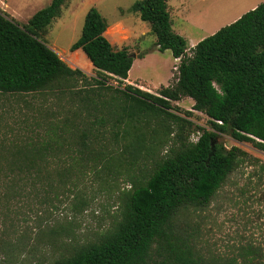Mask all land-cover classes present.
I'll list each match as a JSON object with an SVG mask.
<instances>
[{"label":"trees","instance_id":"1","mask_svg":"<svg viewBox=\"0 0 264 264\" xmlns=\"http://www.w3.org/2000/svg\"><path fill=\"white\" fill-rule=\"evenodd\" d=\"M64 1L50 0L22 25L0 9V94L70 95L79 90L83 95L77 107L84 111V115L78 111L82 119L76 130L54 128L53 136L43 130L35 134L38 138L29 135L20 141L0 138V192L20 194L28 185L46 181L51 156L74 153L91 162L112 157L97 123L108 121L107 131L113 138L121 136L123 146L132 147L135 157L143 147V133L131 136L134 122L154 119L155 134H171L172 125H176L178 131L168 153L155 162L147 178L134 181L122 193L119 219L97 241L53 264H201L189 249L171 240L172 222L179 209L209 203L247 156L236 147L227 149L217 140L219 135L249 142L264 152V0L203 37L190 55H186L185 38L172 28L168 0L133 2L130 9L149 24L154 47L169 49L173 58L179 59L173 84L157 93L125 83L134 55L125 47L112 45L104 35L106 20L93 6L69 49H80L97 77L78 88L77 83L86 81L87 76L40 39ZM109 79L116 83L107 84ZM93 84L113 92L111 100L90 96L94 89L86 86ZM182 96L190 97L192 108L209 118L210 129L194 125L198 132L195 141L189 139V129L183 132L184 124L192 122L175 113L179 108L171 104ZM96 110L101 112L97 118L87 117ZM68 121L61 125L67 126ZM154 247L160 250L158 258L152 256ZM247 254L249 259L240 264H255L256 249L248 248Z\"/></svg>","mask_w":264,"mask_h":264},{"label":"rangeland","instance_id":"2","mask_svg":"<svg viewBox=\"0 0 264 264\" xmlns=\"http://www.w3.org/2000/svg\"><path fill=\"white\" fill-rule=\"evenodd\" d=\"M135 1L65 0L57 17L40 33V39L63 61L87 76L86 81L77 83L78 88H84L90 78L97 77L85 54L80 49H69L79 37L91 6L105 18L104 35L112 45L125 47L134 55L131 76L125 83L151 93L173 84L179 59L174 61L169 49L159 51L154 47L155 37L149 24L130 9ZM262 1L169 0L172 28L180 34L186 29L192 37L210 35ZM49 2L0 0V9L22 25ZM190 54L191 49H187L186 55ZM108 83L116 82L109 79ZM86 87L94 89V95L92 92L89 95L95 99L109 101L114 94L96 85ZM78 91L70 95L0 94V138L20 141L29 135L38 138L35 134L43 130L53 136L54 128L63 131L80 128L82 117L78 111H84L78 110V99L83 95ZM96 91L101 95L95 94ZM171 104L179 108L175 113L192 122L183 128V132L190 130L191 141L198 135L196 125L211 128L209 118L192 108L190 97L182 96ZM185 110L191 114L186 116ZM100 113L96 110L87 117L94 119ZM67 118L68 125H61ZM155 122L150 118L132 124V137L134 133H143V147L136 157L132 147L123 146L125 140L121 136L113 138L106 123H97L112 157L91 162L74 153L51 156V172L46 181L28 185L20 194H2L1 189L0 264H53L97 241L119 219L122 193L134 181L147 178L155 162L174 144L177 126L172 125L171 134H155L152 130ZM217 140L227 149L236 147L247 156L227 176L209 203L179 209L173 218L171 240L176 239L180 246L189 249L201 264H240L249 259L248 248L258 253L254 263L264 264V152L226 134L219 135ZM159 254L160 250L154 247L152 256L158 258Z\"/></svg>","mask_w":264,"mask_h":264},{"label":"crops","instance_id":"3","mask_svg":"<svg viewBox=\"0 0 264 264\" xmlns=\"http://www.w3.org/2000/svg\"><path fill=\"white\" fill-rule=\"evenodd\" d=\"M168 4V11L170 8L169 5V0L167 1ZM256 4L252 5L250 9H252L253 7H255ZM241 15V14H240ZM239 15H237L233 20H235L236 18H238ZM172 25V24H171ZM180 34V33H179ZM181 35L185 38L186 40V44H187V49H191L199 40H201L203 37L207 36V35H202L200 37H192L193 35L190 34V32L188 30L185 29V32H182ZM134 61V60H133ZM174 61H178V58H174ZM133 65V62H132ZM131 65V67H132ZM131 68L128 71V76H127V80L129 79V77L131 76Z\"/></svg>","mask_w":264,"mask_h":264}]
</instances>
